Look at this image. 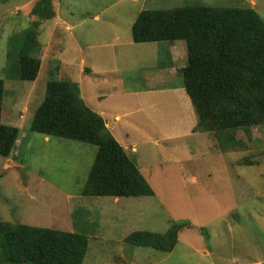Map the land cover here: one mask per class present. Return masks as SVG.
I'll return each mask as SVG.
<instances>
[{
    "label": "rangeland",
    "instance_id": "374dc122",
    "mask_svg": "<svg viewBox=\"0 0 264 264\" xmlns=\"http://www.w3.org/2000/svg\"><path fill=\"white\" fill-rule=\"evenodd\" d=\"M38 3L39 0H0V79L6 89L3 122L15 124V116L23 109L21 105L27 103L26 119L18 124L24 137L31 133V119L45 99L49 80L66 76L67 81L78 82L83 93L84 89L91 95L95 92L93 84L79 81L78 67L67 64L81 65L79 73L82 71L83 77L86 74L93 82L99 80L98 70L94 74L85 68L100 59L102 64L117 70L129 67L131 72L125 75V83L130 81L139 87L144 77L142 60L135 61L134 55L132 61L128 60L132 57L130 52H117L120 45L117 44L116 54H107L101 48L112 44L111 36L117 28L131 38L129 22L135 17L137 5L129 0H51L50 5L41 4L55 13L52 19H45L39 16L42 8L38 15H32ZM199 5L253 8L264 18V0H156L148 2L144 9L173 10ZM98 15L100 22L95 19ZM63 19L72 27L77 41L70 31H65ZM32 27L40 34L39 50L44 47L37 54L42 61L39 76L29 82L17 77L23 33ZM102 39L99 47L97 40ZM170 43L164 42L162 47H169ZM85 52L89 56L83 66L80 54ZM144 60L149 61L147 67H152L143 70L147 75L158 65L145 54ZM101 63L96 66L100 68ZM9 111L14 113L11 117L15 122L10 116L7 118ZM160 113L149 108L138 114L142 121L150 120V132H139V128L128 131V138L135 142H141L143 136L136 158L159 201L148 197H143V202L130 199V208L120 210L105 199L81 197L80 187L89 175L97 148L54 137L46 144L40 135L29 142L26 138L21 152H15V148L11 154L21 167L7 169L5 161L0 160V222L85 234L89 249L84 264H264V125L230 130L221 135L224 139L218 145L209 142L207 136L187 137L190 134L171 130L162 134L158 131L159 121L169 112H164V116ZM185 115L173 113L169 115L171 119L164 121L180 126L186 122ZM117 136L119 142L124 141L118 132ZM232 141H237L238 146L245 144L236 154L237 168H230L225 160L232 152L224 150L231 147ZM129 151L133 153V149ZM245 160L252 164L246 165ZM143 204L149 209L138 218L137 210L143 209ZM147 216L152 223H143ZM141 224L159 233L180 225L175 249L164 253L120 241ZM3 245L0 235V254H4Z\"/></svg>",
    "mask_w": 264,
    "mask_h": 264
},
{
    "label": "trees",
    "instance_id": "16d2710c",
    "mask_svg": "<svg viewBox=\"0 0 264 264\" xmlns=\"http://www.w3.org/2000/svg\"><path fill=\"white\" fill-rule=\"evenodd\" d=\"M50 1L39 0L32 15H38L42 8L39 16L52 19L54 11L41 5H50ZM23 34L17 78L33 82L42 66L37 55L41 51L40 34L33 27ZM131 34L136 43H187V64L178 80L195 111V132L211 133L222 142L221 135L230 130L264 125V18L255 9L199 5L144 10ZM36 49L39 51L35 53ZM46 84L45 99L30 122L31 133L24 137V130L18 126L19 115L13 125L3 122L6 89L0 79V160L9 159L15 148L20 151L26 138L29 142L34 135L90 144L97 151L81 186V197H153L145 176L109 131L102 115L86 104L79 86L63 79ZM12 115L9 111L7 118ZM179 230L180 225L174 224L165 233L136 231L125 242L171 253L178 243ZM0 235L5 249L0 264H84L89 249L85 234L20 223L1 221Z\"/></svg>",
    "mask_w": 264,
    "mask_h": 264
},
{
    "label": "crops",
    "instance_id": "0c3cea01",
    "mask_svg": "<svg viewBox=\"0 0 264 264\" xmlns=\"http://www.w3.org/2000/svg\"><path fill=\"white\" fill-rule=\"evenodd\" d=\"M124 1V0H121ZM138 7L135 9V17L131 18V22H129L130 25V31L132 29V26L134 22L136 21L138 15L140 12L144 10H154V9H144V7L147 6L148 2L151 4L152 1L156 0H129ZM220 8V7H217ZM62 19V18H60ZM99 22L102 20L101 16L98 15L95 18ZM58 20V19H57ZM63 26L65 27V31H70V36L72 35V27L69 26V23L63 19ZM112 26V23H110ZM56 26V24H55ZM67 29V30H66ZM116 31L112 34H115L111 36L113 40L112 44L109 46H101L104 51L109 53H115L116 54V47L117 44L120 45V49L117 52L124 53V51L130 52V55L132 56L128 60L133 59L135 61L142 60L143 66L142 68V77L143 81L141 79V86H136L133 84H130V81L124 82V77L128 72H131V69L128 67L127 70L121 69L117 70L115 66H110L109 64H102L101 59L99 62L97 60H93L92 67H86L85 69H89V73H94L95 70H98L99 80L98 81H90L88 77H83V72L79 73L81 65L78 63L71 62L70 64H67V66L76 65L78 67V74L81 76V79L79 81H82L83 84H93L95 86V92L91 95L89 90L84 89V93L81 91V96L84 97L86 104L92 109L97 111L102 115V117L105 119L106 126L109 129V131L112 133L114 138L119 142L117 132L119 135L121 134L123 138V142H119L121 146L124 147L126 152L129 154V156L135 161L139 171L142 172V165L138 164V160L136 158V154H138V148L139 145L143 144V136H141L140 141L141 142H135L133 140H130L128 138V131H132L133 129H138L139 132H150L153 130L149 124V119L145 122L144 120L140 118L138 114H141L145 112L147 109H154L157 112H161L160 115L164 116V112L168 111L169 114L167 117L163 118L162 121H159V130L162 134L167 131H176V132H185L186 134H190L189 136H196L197 138L202 139V136H207V139L211 143H219L221 142L220 138H216L215 135L211 133L206 132H195L194 127L196 125V118H195V111L193 108V105L191 103V100L189 96L187 95L185 89L180 86V81L178 80L181 70L186 66L187 64V43L185 41H175L171 42L169 47H162L161 42H152V43H136L133 40V37L131 38L128 35H122L120 30L117 28ZM114 31V30H113ZM128 33V30H127ZM132 35V34H131ZM40 37V36H39ZM73 40H76L73 36ZM77 41V40H76ZM104 42V39L97 40V45H101V43ZM78 43V42H77ZM168 43V42H166ZM44 44V43H43ZM99 45V47H100ZM44 45L41 46V50L43 49ZM76 50H78V47H76ZM81 50V49H80ZM81 52L84 53V49L81 50ZM158 52V56L157 55ZM128 54V53H127ZM144 54L149 57L152 60L156 61L157 68H154L152 71H149L147 75H145L144 69H152V67H147L146 63H148V60H144ZM81 55V63L84 66V63L86 58L89 56V53L80 54ZM85 60V61H84ZM123 62V60L121 61ZM141 62V63H142ZM161 62V64H160ZM63 62H61L62 64ZM101 63V67H97L96 64ZM63 65H66L63 63ZM116 65V63L114 64ZM117 66V65H116ZM83 68V67H82ZM115 72V74L113 73ZM138 72H140L138 70ZM95 74V73H94ZM64 79L67 81L66 76H63ZM63 79V80H64ZM76 83L79 88L80 85L78 82ZM85 86V85H84ZM102 86V87H101ZM83 94V95H82ZM94 96V97H93ZM115 100V102H109ZM95 102V104H91V102ZM98 102V103H97ZM96 105V107L94 106ZM21 107H23L22 112L19 114L18 118L20 122H23L26 119V115L28 114V108L27 103L22 104ZM175 113V115L178 114H186V118L184 123H182L180 126L172 125L170 122L164 121L171 119L169 115H172ZM106 114L109 115V118H106ZM138 117V119H136ZM157 119V118H156ZM155 120V118H152V121ZM166 122V123H165ZM144 123V124H143ZM168 124V125H165ZM157 127V126H155ZM206 134V135H202ZM141 135V134H140ZM37 136L34 135L32 138H36ZM186 137V138H187ZM44 139V142L46 144H49L50 141H52L51 137H41ZM197 142H201V140H197ZM234 141L232 143H229L231 145L230 148L225 149L224 153H228L229 151L232 152L230 155L226 157L227 164L229 163L230 168L239 166V159H237L236 154L240 150L239 148H245L243 146L236 145ZM219 145V144H218ZM133 149V153L129 150ZM97 151V149H96ZM15 152H20L19 149H16ZM243 159H240V163L243 164ZM5 168L9 169L12 167H21L20 164L14 161L13 158H10L5 160ZM145 176V175H144ZM194 179H196V176H192ZM146 180L149 183V179L145 177ZM87 179V178H86ZM86 180L81 184V186L85 183ZM81 189V187H80ZM153 197L148 198H154L155 200L159 201V197L156 196L155 191L153 190ZM81 196V195H80ZM146 198V197H144ZM97 199H105L107 200L108 205L111 207H118L121 209L130 208L131 203L130 199L135 200L138 202H143V198H97ZM149 209L148 205L143 204V209L137 210L136 216L138 218H141L143 216V213L146 210ZM143 210V212L141 211ZM153 221L149 216L145 217L143 219V223H152ZM136 223V222H135ZM144 225V224H143ZM142 226H134L133 230H130L125 236L121 237L120 241L125 242V239L127 236H129L132 232L136 231H147V232H155L151 231L149 229ZM126 243V242H125ZM206 254V253H205Z\"/></svg>",
    "mask_w": 264,
    "mask_h": 264
},
{
    "label": "clouds",
    "instance_id": "9594fccd",
    "mask_svg": "<svg viewBox=\"0 0 264 264\" xmlns=\"http://www.w3.org/2000/svg\"><path fill=\"white\" fill-rule=\"evenodd\" d=\"M2 160H4V161H5V160H7V159H2Z\"/></svg>",
    "mask_w": 264,
    "mask_h": 264
}]
</instances>
